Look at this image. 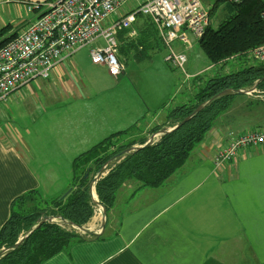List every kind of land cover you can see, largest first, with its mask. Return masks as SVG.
Wrapping results in <instances>:
<instances>
[{
  "label": "crops",
  "instance_id": "obj_1",
  "mask_svg": "<svg viewBox=\"0 0 264 264\" xmlns=\"http://www.w3.org/2000/svg\"><path fill=\"white\" fill-rule=\"evenodd\" d=\"M46 1L0 0V30L9 26L6 36L17 35L39 14L30 6ZM78 51L53 68L50 81H32L0 101V229L16 197L34 189L46 199L63 195L78 155L125 129L131 131L117 136L116 146L150 138L170 108L187 103L176 96L178 102L166 108L174 90L185 88L182 75L160 76L165 85L156 96L146 93V82L142 91V79L139 84L127 64L118 77L93 62V69H83ZM66 97L69 102L62 101ZM14 103L30 107L33 122L40 121L38 131L22 134L4 122V109L13 112ZM60 103L66 104L62 115ZM233 105L192 152L191 166L157 188L126 182L105 221L94 214L78 227L85 232L77 230L84 234L80 239L42 264H264V144L241 149L235 160L215 162L228 144L227 131L246 126L232 115L239 108Z\"/></svg>",
  "mask_w": 264,
  "mask_h": 264
},
{
  "label": "trees",
  "instance_id": "obj_2",
  "mask_svg": "<svg viewBox=\"0 0 264 264\" xmlns=\"http://www.w3.org/2000/svg\"><path fill=\"white\" fill-rule=\"evenodd\" d=\"M232 4L235 12L217 26L210 22L198 41L212 64L227 63L231 57L248 55L252 49L264 43V0H242ZM210 12L212 14L213 8ZM137 24L138 36H130L127 31L118 34L120 53L128 45L138 44L141 51L157 47L159 35L153 19L141 14ZM9 28L6 26L0 30V47L16 35L6 36ZM255 84L260 92L256 91L254 94L263 97L264 62L246 65L226 75L212 76L206 79L193 101L170 108L166 121L152 127L150 133L175 127L199 105L227 88L248 89ZM240 94L248 96L249 93L233 92L218 97L171 132L161 134L160 138L149 145L110 162L107 166L108 173L95 186L99 201L107 210L111 209L116 203L117 193L128 181L156 188L165 184L184 167L192 152L216 123L234 108L233 103ZM251 103L253 102L248 101L246 106ZM262 121L263 124H257L256 127L263 126L264 119ZM130 131L131 129H125L113 133L78 155L73 161L72 183L60 197L46 199L36 189L16 197L12 202L10 216L0 229V251L7 249L0 256V264H42L84 235L72 224L63 221H44L40 226L34 227L44 214L63 217L79 226L87 224L94 215L95 208L91 193L94 174L115 155L134 146L135 142L144 145L149 139L148 135L142 136L135 142L116 146L114 139ZM26 234L24 240L16 245Z\"/></svg>",
  "mask_w": 264,
  "mask_h": 264
},
{
  "label": "built area",
  "instance_id": "obj_3",
  "mask_svg": "<svg viewBox=\"0 0 264 264\" xmlns=\"http://www.w3.org/2000/svg\"><path fill=\"white\" fill-rule=\"evenodd\" d=\"M37 8L39 14L35 19L0 47V101L7 100L14 90L34 79L49 78L56 65L98 39H104L105 45L91 50L92 61L106 65L110 74L118 77L125 69L119 58L118 34L129 29L130 36L137 35L141 14L153 19L168 49L166 60L186 72L187 78L191 76L186 70L188 55L185 50H178L176 44L191 46L189 33L200 39L212 17L211 8L203 0H48L30 6L32 10ZM249 54L254 60L264 62V43ZM256 91L260 92L257 89L253 92ZM227 137L228 144L216 153L217 164L235 160L240 150L248 146L264 144V125L247 131L230 128ZM107 166L102 175L94 174V186L108 173ZM96 195L94 191L93 200L99 201ZM94 206V214L104 217V205L94 201Z\"/></svg>",
  "mask_w": 264,
  "mask_h": 264
},
{
  "label": "rangeland",
  "instance_id": "obj_4",
  "mask_svg": "<svg viewBox=\"0 0 264 264\" xmlns=\"http://www.w3.org/2000/svg\"><path fill=\"white\" fill-rule=\"evenodd\" d=\"M203 1L211 9L213 8L211 24L214 26H217L220 21H223L224 19L228 18L231 14L235 12L233 4L228 1H225V0H203ZM136 28L138 30V33L135 36H138L139 26H136ZM123 31H127L129 34V29H124ZM158 35H159V32H158ZM189 37L192 39V36L190 33H189ZM130 39H132V37H130ZM198 41L199 39L192 40V43H193L192 46L188 47L190 49L185 50V52L189 56L188 57L189 61L186 65V70H187V73L191 75L187 78H186V75H187L186 72H183L179 68H175L171 66L166 60V54H167L168 49H167V46L162 41L160 35L158 37V45L155 49L145 48L143 49V51H141L138 44L128 45L124 47L123 51H121L120 53V47H119V58L123 61L124 64H127L131 68L132 76H136V74H138V77H135V79L139 80L138 81L139 84L141 83L140 79H142V82H143L142 91L144 92L143 89H144V85L146 82V85H147L146 93L151 92L152 94L156 96L158 95V89L160 87H164L165 85V83L161 81L160 76L170 77L171 75H173L174 77H176V74H177L181 77L182 75L181 83L183 87L185 88L181 90L179 93H176V91L174 90V93L172 95V101H171V98L170 100H168L170 102H168V105L166 106L167 109L169 108V105H173L175 103L173 101L175 100L177 101L176 96H178L179 99H181V97H186L187 103L193 101L195 98V95L198 93L200 88L206 83V79H209L212 76L226 75V73H229L231 71L235 72L239 70V68H243L246 65L258 64V61L256 62V60H254L250 54L237 56V57H231V59H229L227 63L221 62L219 64H212V62L206 56L205 52L200 48ZM98 45H105L104 39H98L88 44L87 46L83 47L79 51L77 50L78 52L76 54V57L79 59V61H81L83 69H88V68L90 69L91 67H92L91 69H93V67H95L93 64L94 62L92 61V58H91V50L97 47ZM198 70H201V71L198 72ZM90 71H93V70H90ZM147 75H150V76H147ZM183 78L188 79V80L185 81L183 80ZM33 81H34L33 83H38V82H44V81H50V80H46L44 78H37V79H34ZM252 92L253 91H248L247 92L249 93L248 96L246 94H240L236 97V106L239 108H235L238 110L233 111L232 115L235 118H238V120L242 124H246V126L241 130L235 129L237 131H247V130L254 129L256 128L257 124H260L263 122L262 120L264 119V94L261 95L263 97H260V96H257L259 94H254L255 92L253 93ZM98 96L99 94L93 95L94 98ZM25 100L26 101L30 100V98L25 99ZM62 101L69 102L70 100L66 97L64 100L62 99ZM246 101L247 102L252 101L253 103L246 106L247 104ZM65 105H66L65 103H60L59 105V108L62 109L61 115L63 114V108L65 107ZM14 106L15 108L13 112L12 111L7 112V109L6 108L4 109V113H3L4 122L9 123L12 126L16 127L18 132L22 134L28 135V134L35 133L36 130L38 131L40 121L37 123L33 122V120L31 119L32 113H31L30 107L28 105H26V107L25 106L18 107L16 106V103L9 105V107H14ZM37 110L41 111L40 106H38ZM243 113H252V114L254 113L255 117H250V118L246 117L247 118L246 119L242 117ZM248 115L249 114H247V116ZM240 117H242L244 121H241ZM1 123H2V120L0 119V124ZM169 128H172V127H169ZM194 161H195V158H192L191 156V158L188 159L184 167L191 166ZM75 229L85 233L80 228H75Z\"/></svg>",
  "mask_w": 264,
  "mask_h": 264
},
{
  "label": "water",
  "instance_id": "obj_5",
  "mask_svg": "<svg viewBox=\"0 0 264 264\" xmlns=\"http://www.w3.org/2000/svg\"><path fill=\"white\" fill-rule=\"evenodd\" d=\"M257 88V84H255L253 87H251V88H248V89H232V88H227V89H225V90H223V91H221V92H219L218 94H216V95H214L212 98H210L206 103H203V104H201V105H199L189 116H187V117H185V119L182 121V122H180L179 124H177L175 127H172V128H169V129H164V130H161V131H159L158 133L159 134H165V133H168V132H171L172 130H174L175 128H177V127H179L180 125H182V124H184L185 122H187L192 116H194L197 112H199L206 104H209V103H211L212 101H214L216 98H218V97H221V96H223V95H225V94H229V93H233V92H237V93H247L248 91H254L255 89ZM157 133V134H158ZM155 137H156V133H154V134H152V136L148 139V141L144 144V145H137V146H132V147H129V148H126L125 150H123V151H121L119 154H117V155H115L110 161H108L106 164H104L103 166H102V168L98 171V175L100 176V175H102L104 172H105V168H106V166L108 165V164H110V162H113V161H115L116 159H118V158H120L121 156H123L124 154H127V153H130V152H133V151H135V150H138V149H140V148H143V147H145V146H147V145H149L150 143H152L153 141H154V139H155ZM94 181H95V179L94 180H92V182H91V193H92V195L94 196V192H93V190H94ZM95 201V203H99V204H102L100 201H98L97 199H95L94 200ZM103 205V204H102ZM106 212H107V209L105 208V206H104V221H105V218H106V216H105V214H106ZM57 220H61V221H63V222H68L69 224H72L73 226H76V227H81V228H83L82 226H79V225H76V224H73L72 222H70V221H66L63 217H61V218H57V217H54V216H51V215H46V214H44L43 216H41L40 218H39V221H38V224L34 227V228H36L37 226H40L44 221H50V222H52V221H57ZM105 225V224H104ZM27 236V234L26 235H23L19 240H18V242L16 243V245H19L23 240H24V238ZM5 250H7V249H2V251H0V256H1V254L5 251Z\"/></svg>",
  "mask_w": 264,
  "mask_h": 264
},
{
  "label": "bare ground",
  "instance_id": "obj_6",
  "mask_svg": "<svg viewBox=\"0 0 264 264\" xmlns=\"http://www.w3.org/2000/svg\"><path fill=\"white\" fill-rule=\"evenodd\" d=\"M95 190H93V192H94Z\"/></svg>",
  "mask_w": 264,
  "mask_h": 264
}]
</instances>
